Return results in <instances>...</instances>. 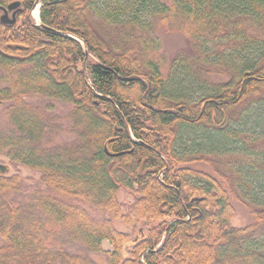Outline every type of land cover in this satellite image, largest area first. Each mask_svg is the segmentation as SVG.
<instances>
[{
    "label": "trees",
    "instance_id": "obj_1",
    "mask_svg": "<svg viewBox=\"0 0 264 264\" xmlns=\"http://www.w3.org/2000/svg\"><path fill=\"white\" fill-rule=\"evenodd\" d=\"M18 1L0 22V154L44 188L0 172V264H264V202L235 226L229 199L264 167L263 138L232 126L264 131V0ZM159 30L187 40L170 64ZM31 94L71 105L72 141L56 142L61 118Z\"/></svg>",
    "mask_w": 264,
    "mask_h": 264
},
{
    "label": "rangeland",
    "instance_id": "obj_2",
    "mask_svg": "<svg viewBox=\"0 0 264 264\" xmlns=\"http://www.w3.org/2000/svg\"><path fill=\"white\" fill-rule=\"evenodd\" d=\"M36 6L34 7V9ZM34 9L31 12V15L35 21H38V12L37 15L34 14ZM1 14V11H0ZM10 15V12H9ZM156 35L160 42V48L159 53L162 55L161 57L166 59V63L170 64L172 60L180 53L186 51L185 49L188 48L187 46V40L185 36H183L180 33L177 32H165L162 30H159L156 32ZM164 72L166 73V69L164 68ZM179 75V74H178ZM225 78V77H224ZM196 95V94H195ZM31 107L38 108L41 111H44L45 113H51L58 115L61 118V121L64 126V130L61 131L58 134V137L56 138L57 143H63L72 141L74 139V135L72 132H70L68 129L70 125V120L68 117V112L70 110L71 105L62 99H52L48 97H44L41 95H27L23 98ZM257 98H254L251 100L252 106L257 105ZM51 105V111H48L46 108ZM241 107V104L239 105ZM4 105L0 104V126H6L7 118L4 115ZM237 122H234L232 125L233 127L243 131L244 134H259L262 140H264V131L261 128L262 126H257V124L253 123L251 120L248 121V125H246L247 122L236 120ZM249 131L250 133H248ZM262 140H259L255 143L257 147L260 148V146L264 142ZM247 141V140H246ZM249 142V141H248ZM260 142V143H259ZM248 145L243 142H237L234 145H231L232 149L238 148L239 150L247 149ZM235 157V156H234ZM239 163V161H238ZM0 164L4 165L6 169V174L12 175V174H18L21 179V185L22 187L31 189L32 187H38V188H44L42 184L39 182V176L40 173L36 170L30 169L26 166H23L17 162L10 161L7 157L0 154ZM194 168L198 170H204L206 172H209L210 168L207 164L204 163H193L191 164ZM245 178H248V189L244 188V186L239 187L238 184L234 187L233 195H230L229 199L234 206L235 209V217L232 221V224L235 226H245L252 222V209H260L259 202H264V167L261 169V165H258L254 168V170L250 173H248ZM244 188V190H243ZM27 189V190H29ZM20 194L17 196L19 197ZM117 199L118 201H130V197L128 196V193H126L125 190L120 189L117 192ZM87 210L90 212L91 216L94 217H100V216H106L108 215L106 212H102L99 210H94V208L86 207ZM114 225L116 228L120 231H123L124 233L128 234V239L132 238L136 234V229L134 230L133 226H125L120 222L119 220L114 221ZM3 240L0 238V245L2 244ZM66 248L69 251H77L80 253H86V249L77 244V243H70L66 246ZM101 248L102 250L110 251L111 246L106 240L101 241ZM89 257L94 259L96 262H103L104 256L102 253H87ZM54 264H63L61 262H56Z\"/></svg>",
    "mask_w": 264,
    "mask_h": 264
},
{
    "label": "water",
    "instance_id": "obj_3",
    "mask_svg": "<svg viewBox=\"0 0 264 264\" xmlns=\"http://www.w3.org/2000/svg\"><path fill=\"white\" fill-rule=\"evenodd\" d=\"M19 1L14 0L6 6H0V22L5 24H13L16 21V14L18 13ZM10 12V15L8 14ZM111 156L117 155V153H108ZM6 167L0 164V172L5 171Z\"/></svg>",
    "mask_w": 264,
    "mask_h": 264
},
{
    "label": "bare ground",
    "instance_id": "obj_4",
    "mask_svg": "<svg viewBox=\"0 0 264 264\" xmlns=\"http://www.w3.org/2000/svg\"><path fill=\"white\" fill-rule=\"evenodd\" d=\"M34 14H36L37 15V12H38V6H36V8L34 9Z\"/></svg>",
    "mask_w": 264,
    "mask_h": 264
}]
</instances>
